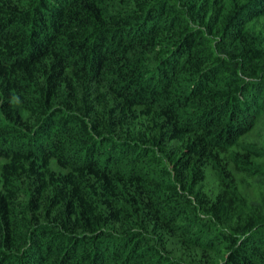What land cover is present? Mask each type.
<instances>
[{
	"label": "trees",
	"instance_id": "obj_1",
	"mask_svg": "<svg viewBox=\"0 0 264 264\" xmlns=\"http://www.w3.org/2000/svg\"><path fill=\"white\" fill-rule=\"evenodd\" d=\"M0 264H264V0H0Z\"/></svg>",
	"mask_w": 264,
	"mask_h": 264
}]
</instances>
